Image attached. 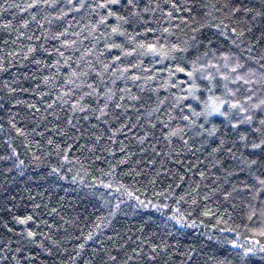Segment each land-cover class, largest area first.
I'll use <instances>...</instances> for the list:
<instances>
[{
  "label": "trees",
  "instance_id": "1",
  "mask_svg": "<svg viewBox=\"0 0 264 264\" xmlns=\"http://www.w3.org/2000/svg\"><path fill=\"white\" fill-rule=\"evenodd\" d=\"M30 2L0 0V60H4L6 69L0 71V249L7 245L15 252L19 248L16 255L20 258V264H108L107 254L116 256L119 264L120 260L126 259V253L131 254L136 249L145 256L134 259L130 264H144L151 255L152 246L163 242L170 247L152 264H181L188 259L181 253L193 248L195 252L190 264H217L218 261L237 264V253L243 249L234 248L232 242L235 241L244 247L257 246L255 255L247 259V264H264V254L258 251L259 246H264V236L259 234L264 228V217L259 215V208L257 217L249 221L251 209L247 207L246 193L241 192L225 201L222 191H214L217 184L222 189L230 190L233 186L243 188L242 181L251 183L247 171H240L242 166H238L237 161L224 160V169L231 168L235 173L227 176L226 172L208 163L206 152L195 151L198 140L185 148L181 141L173 139L169 146L161 135L164 130L159 125L141 144L136 137L149 130L148 121L143 116L138 122L140 127L132 131L126 128L117 135L113 144L109 140L112 125L97 122L94 117L85 121L84 114L71 113L69 105L61 107L59 103H53L57 90H67V86L60 87L62 79L57 82L56 88L43 83V77L55 71L48 66L56 59L53 49L60 42L48 39L45 43L42 33L67 28L68 38L76 39L77 46L83 51L93 45L84 27L94 23L96 17L85 9L80 13L70 12L66 18L48 25L40 20V16L51 18L56 15V10L22 11ZM57 2L63 5L66 0ZM87 2L92 3L93 0ZM233 2L256 11L264 10V0ZM146 3L149 0H142L141 7ZM178 3L190 8L191 12L175 13L177 17L194 16L197 20H203L205 13L212 12L218 22L227 13L226 9L215 12L210 7L213 4L219 7L225 0H178ZM64 10L67 11L66 8ZM33 15H37V20H32ZM156 16L159 17V13ZM213 16L206 18L207 26L200 28L198 24L195 25L199 31L195 33L197 42L194 45L189 40L193 35L191 26L185 27L179 18L171 24L164 23L163 26L171 32L167 40L169 45L175 43L185 47L184 41H189L187 51L177 52L174 58L170 56L162 60L151 55L122 58L119 64L121 68L141 61L142 66L131 69L127 80L117 79L114 90L129 88L133 95H140L142 100L136 105L140 112L129 108L126 116L121 115V121L130 120L131 127V123H137V115L144 112L141 105L154 107L157 99L164 100L165 97L170 101L179 92L171 85L187 81L186 73L191 71V61L197 56L203 58L205 52L209 53L207 58L202 59L206 65L209 61L217 63L216 58L224 53L233 62L239 58L246 66L245 70L253 68L259 71L256 61L264 55V17L256 16L253 19L251 14H236L234 20L241 22V30L251 29L250 32L245 31L242 43L236 41L239 44L237 47L231 37L225 39L213 26ZM24 21H28L27 28L22 27ZM114 22L111 18L108 21L109 24ZM40 23H44V28L40 27ZM224 23L232 22L224 19ZM4 24L11 26L5 29ZM148 27L158 28L159 24L152 23ZM128 30L132 31V28ZM136 31L144 32V26H137ZM20 32L24 35L20 36ZM73 32H80L81 35L72 36ZM159 35V31L147 32L142 39L152 41ZM28 36L33 39L29 41ZM37 36H41V40H36ZM116 41L122 42V38L117 37ZM164 42L161 40V43ZM30 44L36 46L38 51L25 59ZM41 44L48 51L39 50ZM249 46L251 53L247 50ZM102 50L101 41L97 51ZM79 55L80 52L72 53L74 60ZM114 55H119V51L105 52L103 59L110 62ZM36 60L40 63H35ZM223 65L224 61L220 59L219 66L226 71ZM178 67H183L185 71L178 72ZM144 69L148 71L144 73ZM66 71L61 68L60 75L63 77ZM208 71L217 74L215 68L206 69L204 74L207 75ZM134 74H143L152 77V80L148 86L143 81L134 83L130 78ZM199 75L197 83L203 88L207 82L199 79ZM104 79L111 86V74H105ZM94 80L93 74L88 82L93 83ZM5 83L16 91L9 92L4 87ZM137 85L145 90L141 92ZM184 87H187V83ZM216 95H220V90L216 91ZM28 104H35L40 111L37 113L29 109ZM48 104H53V108L46 110ZM160 107L161 112L165 113L162 118L166 120L169 103ZM117 112L119 114L120 110ZM177 114L178 110L173 112V115ZM69 118L77 125L76 129L66 127ZM221 119L217 117L213 123L219 124ZM11 121H15L24 135L16 133ZM115 127H119V124ZM61 132H67V135H61ZM96 136L101 137L99 142ZM121 148H124L123 152ZM189 148L192 150L189 151ZM65 152L68 154L66 161L63 158ZM237 155L240 153L237 152ZM221 158H224L223 154ZM53 169L57 171L53 172ZM201 172H205L206 179H201ZM193 200L196 202L193 203ZM139 201H143L144 206ZM206 209L212 214L204 215ZM25 217L32 219L26 224L17 223V218ZM173 217H183L184 223H177ZM98 224L99 228L96 227ZM226 229L233 231H222ZM28 232L35 235L29 239ZM89 233L92 239L86 240Z\"/></svg>",
  "mask_w": 264,
  "mask_h": 264
},
{
  "label": "snow or ice",
  "instance_id": "2",
  "mask_svg": "<svg viewBox=\"0 0 264 264\" xmlns=\"http://www.w3.org/2000/svg\"><path fill=\"white\" fill-rule=\"evenodd\" d=\"M141 3L142 0H126V2H122V0H93L92 3H88L87 0H66V3L61 5L57 0H31L26 8L22 9V11L43 9L44 12L50 9L56 10V15L51 16V18L40 16V20L48 25L66 18L70 12L80 13L85 9L88 10L90 15L96 17L94 23L84 27V30L88 32V36L91 37L93 45L83 51L77 46L78 41L76 39L68 38L69 31L67 28L63 31L57 30L53 33L45 31L42 33L45 43L48 39L60 42L59 46L53 49L56 59L48 66L54 68L55 71L48 76H44L43 83L46 86L51 84L53 88H56L57 82L62 79L63 84L60 87L65 88L67 86V90H57L53 103H59L61 107L69 105L71 113H83L85 121L94 117L97 122L112 125L113 130L110 131L109 140L113 144L117 135L126 128L128 131H132V129L140 127L138 122L143 116L148 121L149 130L145 131L142 136L136 137L141 144L153 134L152 130L157 129L159 125L164 130L161 135L169 146H171L173 139L181 141L185 148L198 140L199 144L195 145V151L206 152L208 163L212 167H218L226 172L227 176H233L235 173L231 168L224 169V160L237 161L238 166H242L240 171H247L251 183L242 181L243 188L233 186L230 190L222 189L217 184L214 191H222L225 201L233 199L234 195L241 192L246 193L248 197L247 207L251 209L248 220L251 221L257 217V207L259 208V215L264 217V199H261V197H264V55H261L256 61L259 64V71L253 68L245 70L246 66L240 62L239 58L233 62L231 57L224 53L216 58L217 63L209 61L207 65L202 63V59L209 56L208 52L203 54V58L197 56L195 60L191 61V71L186 73L187 81H182L179 85H171L173 88H178L179 92L172 96L170 101L168 97H165L164 100L157 99L154 107L141 105L144 112L137 115V123H131V127H129L130 120L121 121V115L126 116L129 108L140 112V108H137L136 105L142 100V97L138 94L133 95L129 88L114 90L113 86L117 79L127 80L131 69H140L142 61L121 68L119 64L122 62V58L133 55L141 57L151 55L160 57L162 60L170 56L174 58L177 52L187 51L189 41H184L185 47H180L179 44L175 43L169 45L167 40L171 32L168 27L163 26L164 23L171 24L174 19L179 18L185 27L191 26L190 30L193 35L189 40L194 45L197 42L195 33L199 31V28L195 25L198 24L200 28H203L208 24L206 18L213 16L212 12H207L203 20H197L194 16L177 17L175 13L191 12L190 8L181 5L178 0H149V3L144 4L143 7H141ZM9 7L19 6L9 5ZM204 7H209V5H204ZM210 7L215 12H220L221 9L227 10L226 15L220 18L218 22L217 18L213 16L212 24L225 39L231 37L234 44L237 40L242 43L245 31H251L248 28L241 30V22L234 20L236 14L240 12H243L246 16L251 14L253 19L256 16L264 17V10L256 11L254 8H249L243 4L238 5L233 0H225V3L219 7L215 4ZM65 8L67 11L64 10ZM157 13H159V17L156 16ZM110 18L115 22L109 24ZM224 19H228L232 23H224ZM32 20H37V15H33ZM44 23H40L41 28H44ZM152 23H158L159 27H148ZM10 26V24L3 25L5 29ZM27 26L28 21H24L22 27L27 28ZM137 26H144V32H137ZM129 27L132 28V31L128 30ZM101 28H103V31H101ZM17 31L19 30L17 29ZM157 31L161 35L156 36L154 40L142 39L144 33H156ZM23 35L24 33L20 32V36ZM71 35L78 37L81 33L73 32ZM262 36H264V32H262ZM117 37L122 38V42H117ZM41 38V36H37L36 40H41ZM27 39L31 41L33 37L28 36ZM161 40L165 42L161 43ZM101 41L103 42V50L97 51V45ZM236 46L239 47V44H236ZM39 50L48 51L43 44L39 46ZM112 50H118L119 55L112 56L111 61L106 62L103 59L104 53H111ZM247 50L251 53V46ZM37 51L38 48L30 44L27 47L25 59H28ZM66 52H69V54L65 55ZM75 52H80V55L74 60L72 53ZM9 55H15V53H9ZM49 55L51 56V53ZM212 55L215 57L214 53ZM4 59L6 60V58ZM220 59L224 61L223 68L226 71L221 70L219 66ZM35 63L39 64L40 61L36 60ZM3 65L4 60H0V71L6 70ZM61 68L67 70L63 77L60 75ZM212 68L216 69V75L211 71H208L207 75L204 74L206 69ZM147 71V69L143 70L144 73ZM177 71L184 72L185 69L178 67ZM108 73L112 76L111 86L104 79L105 74ZM198 73L200 74L199 79L207 82L203 88L197 83ZM93 74L95 80L93 83H89L88 80ZM130 78L134 83L143 81L145 86H148L152 80V77L143 74H134ZM185 83H187V87H184ZM229 85H236V87L233 88ZM4 87L8 88L9 92L16 91L7 83ZM144 90V87H140L141 92ZM217 90H220V95H216ZM117 93H119L118 98ZM166 102L169 103V110L166 113L167 119L165 120L162 118L165 113L161 112L160 106ZM17 103H22V101H17ZM28 108L34 109L37 113L40 111L35 104H28ZM52 108L53 104H48L46 110ZM117 110H120L119 114ZM176 110H178V114L173 115ZM258 115L259 119H257ZM217 117L222 118L219 124L213 123V120ZM56 118L59 119V117ZM41 119H44V117H41ZM10 123L18 135H24V132L17 127L15 121ZM117 123L119 127H115ZM174 124L176 126H173ZM242 126L246 127L242 128ZM66 127L76 129L77 125L69 118ZM92 127H95V125ZM189 133L193 135H189ZM60 134L67 135V132H61ZM100 139V136H96L97 142ZM48 143L51 144L52 141L49 140ZM188 150L191 151L192 149L189 148ZM245 150H247V155H245ZM123 151L124 148H121V152ZM237 152L240 155H237ZM221 154L224 158H221ZM63 158L65 161L67 160V152L64 153ZM198 162L200 161L198 160ZM20 163L22 164L23 161H20ZM56 171L57 169H53V172ZM200 177L206 179L205 172H201ZM217 179L219 180L220 177H217ZM105 187H111V185H105ZM121 187L123 186L121 185ZM198 187L199 184H197ZM128 195L131 196L132 193L129 192ZM195 202L193 200V203ZM139 203L144 206L143 201H139ZM116 207L118 208V205ZM164 207H167V205H164ZM211 214L210 210L207 209L204 212V215ZM31 219V217L17 218V223L26 224ZM173 219L177 218L173 217ZM177 223L183 224L184 218L179 217ZM96 227L99 228L100 225L98 224ZM222 231H233V229ZM259 234L264 236V228L261 229ZM34 235L33 232L27 233L29 239ZM85 239H92V234L89 233ZM232 243L234 248L243 249V251L237 253V264H247V259L255 255L257 251L256 245L244 247L236 244L235 241ZM80 247L83 248V245L81 244ZM169 247L167 243L163 242L161 245L152 246L151 255L147 257L144 264H152L158 256L166 254ZM19 251L20 249L17 248L13 252L5 245L3 249H0V262H3V264H20V258L16 255V252ZM258 251L264 254V246H259ZM194 252L195 249L193 248L191 251L181 253V255L188 257L187 261H182L181 264H190ZM107 255L108 264H118L116 256ZM125 255L126 259L120 260L119 264H130L136 258L143 259L145 253L133 249L131 254L126 253ZM72 259L74 261L75 257ZM217 264H224V262L218 261Z\"/></svg>",
  "mask_w": 264,
  "mask_h": 264
}]
</instances>
